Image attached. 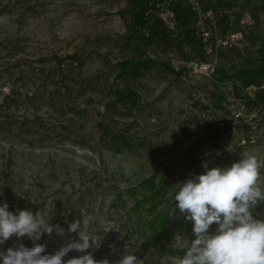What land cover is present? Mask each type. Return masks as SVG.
I'll use <instances>...</instances> for the list:
<instances>
[{
    "label": "rangeland",
    "instance_id": "374dc122",
    "mask_svg": "<svg viewBox=\"0 0 264 264\" xmlns=\"http://www.w3.org/2000/svg\"><path fill=\"white\" fill-rule=\"evenodd\" d=\"M197 1L213 10L222 37L241 33L232 49L203 48L186 1L0 0V204L40 211L64 230L35 242L46 245L42 254L79 240L68 228L80 220L82 232L101 238L87 250L98 261L115 264L125 251L143 264H173L181 237L195 239L193 227L158 223L174 185L201 174L204 160L227 167L245 151L264 160V103L255 102L264 87L219 86L190 66L261 68L264 0H227L229 9ZM161 2L171 27L154 11ZM172 5L189 11L192 44ZM132 62L148 69L133 78L124 69ZM116 137L126 146L113 145ZM256 215L264 218V205ZM19 243L34 246L14 235L0 250Z\"/></svg>",
    "mask_w": 264,
    "mask_h": 264
},
{
    "label": "clouds",
    "instance_id": "9594fccd",
    "mask_svg": "<svg viewBox=\"0 0 264 264\" xmlns=\"http://www.w3.org/2000/svg\"><path fill=\"white\" fill-rule=\"evenodd\" d=\"M201 167L204 169L201 174H190L176 183L171 193L174 207L169 214L178 209L193 223L195 236L193 240L181 237L183 255L174 258L173 264H264V218L256 215L258 207L264 205L260 172L264 160L245 151L230 166L210 167L204 160ZM213 224L217 227L210 232ZM54 231L63 234L64 230L53 226L40 211L17 208L14 213L7 201L3 202L0 245L15 235L18 240L28 237L34 246L28 248L19 243L6 251L0 250V264H110L108 259H94L92 252L87 251L97 249L101 238L82 232L80 220L71 222L68 228L69 232L78 233L79 240L68 242L55 254H42L46 245L35 242ZM73 250L81 255L64 260ZM115 264H143V261L124 251Z\"/></svg>",
    "mask_w": 264,
    "mask_h": 264
},
{
    "label": "trees",
    "instance_id": "16d2710c",
    "mask_svg": "<svg viewBox=\"0 0 264 264\" xmlns=\"http://www.w3.org/2000/svg\"><path fill=\"white\" fill-rule=\"evenodd\" d=\"M226 1L227 0H222V2L220 1L218 2V4L220 6L224 5V7H226L227 9L231 8V6L226 3ZM171 9L173 10L176 16V19L179 25L186 30V27L190 23L189 22V19H190L189 11L186 8L181 10L179 6H176V5L175 6L172 5ZM183 39L186 41V43L192 44L193 43L192 32L187 29L183 34ZM258 54L262 55V59H263L264 44L261 46V49L258 52ZM262 64L263 66L261 68L245 69V70L235 72L233 74H228L224 71L216 70L215 74L211 75L210 77H212V80L214 81V83L219 86L226 82H233V83H238L241 89H246L248 87H256V88L264 87V61L263 60H262ZM147 65H148L147 63L144 64L141 62H138V63L132 62L130 65L129 64L126 65L124 69L128 71L130 75H133L132 76L133 78H136V73H139L144 69H148ZM256 98L257 99H255V102L260 101L264 103V89L261 90L257 94ZM117 142H122V145L126 146V144H124L123 139L121 140L120 137L111 139V143L113 145ZM158 195L159 193L156 192V197ZM172 207H174V205L169 206L167 208L168 210L159 216L158 223L161 224L163 229L173 228V229L180 231L186 226L187 228L186 227L185 228L187 230H190L193 227V223L191 221L186 220L185 216L181 214L178 209L175 210L174 214H169ZM24 246L31 248V246L28 244H24Z\"/></svg>",
    "mask_w": 264,
    "mask_h": 264
},
{
    "label": "built area",
    "instance_id": "2783aa9c",
    "mask_svg": "<svg viewBox=\"0 0 264 264\" xmlns=\"http://www.w3.org/2000/svg\"><path fill=\"white\" fill-rule=\"evenodd\" d=\"M194 6L198 7V27L196 30V39L203 44V48L208 50H230L241 39V33L230 34L227 37H222L218 33L217 18L213 10L205 9L202 7L199 1H194ZM155 13L161 20L168 26L173 25V14L169 11V8L163 7V3L158 4V8H154ZM244 18L248 16L243 15ZM209 48V49H208ZM191 67L204 70L209 75H214L216 70V62L207 64L206 62L201 63H190Z\"/></svg>",
    "mask_w": 264,
    "mask_h": 264
},
{
    "label": "bare ground",
    "instance_id": "6f19581e",
    "mask_svg": "<svg viewBox=\"0 0 264 264\" xmlns=\"http://www.w3.org/2000/svg\"><path fill=\"white\" fill-rule=\"evenodd\" d=\"M176 1H186L187 4L190 6L191 8V11H193L197 16H198V7L197 6H194V1H197V0H164V3L166 5H170L171 3H176ZM160 4V3H159ZM168 7V6H167ZM169 8V7H168ZM205 73V72H204ZM209 75V74H208ZM211 76V75H210Z\"/></svg>",
    "mask_w": 264,
    "mask_h": 264
}]
</instances>
